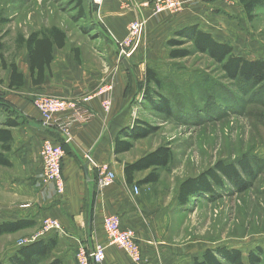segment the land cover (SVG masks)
I'll list each match as a JSON object with an SVG mask.
<instances>
[{"label":"crops","instance_id":"1","mask_svg":"<svg viewBox=\"0 0 264 264\" xmlns=\"http://www.w3.org/2000/svg\"><path fill=\"white\" fill-rule=\"evenodd\" d=\"M147 1L103 0L95 12L102 30L101 37L98 36L100 47L93 48L91 58L85 62L76 60L66 46L54 48L49 69L39 85L32 84L26 51L13 58L23 74V84L17 88H9L10 70L3 69L0 61L1 93L5 104L0 106V118L18 122L11 129L13 142L7 152L17 178L8 176L7 180L25 194V201L8 208V215L3 220L26 218L40 224L46 217L56 219L60 230L38 235L33 240L57 234L53 255L61 256L65 264H75L77 247L92 249L96 242L105 245V256L99 264H136L123 249L107 244L103 217L110 214H118L121 226L135 232L143 255L141 264H192L206 248L219 244L202 238H184L173 228L170 194L159 186L162 172L155 183H136L148 170L135 173L131 182L125 180L124 165L141 156L133 157L130 152L138 141L147 137L136 140L126 152H114L118 133L135 121L130 102L138 95L136 85L144 82L147 65L151 66L156 59L168 54L164 44L170 33L186 24L197 23L218 41H225L215 29L217 21L201 14L208 11L198 9L210 2L218 5L217 0L206 3L185 0L183 9L174 14L154 13ZM126 3L127 7H124ZM141 17L147 21L143 39L132 54L125 57L119 53L117 42L127 35L129 21ZM36 94L65 99L90 95L87 106L93 117L66 132L44 127L32 104ZM104 99L109 100L108 110L102 106ZM66 136L70 139L67 142ZM45 140L61 144L64 150L62 192L56 191L53 182L42 181L40 150ZM102 165H108L115 172V182L108 187H99L96 183L98 168ZM134 186L138 188L137 193ZM224 244L228 246L227 242ZM229 246L236 248L233 244Z\"/></svg>","mask_w":264,"mask_h":264},{"label":"rangeland","instance_id":"2","mask_svg":"<svg viewBox=\"0 0 264 264\" xmlns=\"http://www.w3.org/2000/svg\"><path fill=\"white\" fill-rule=\"evenodd\" d=\"M209 1L216 0H192L195 3ZM217 1L218 5L210 2L198 9L208 11L201 14L217 21L215 29L233 46L235 53L264 59V7L256 9L255 17L248 21L238 0ZM96 11L97 6L92 0H0V30L6 60L25 51L17 45V35L26 36L34 30L57 26L66 32L65 46L75 59L85 62L91 58L93 48L101 45L102 30ZM216 15L225 17L215 18ZM165 50L168 51L166 46ZM151 67L164 80L172 114L153 110L143 96L144 91L138 89L137 97L130 102L135 112L132 117L156 130L138 141L130 154L133 157L142 155L158 145L168 144L173 157L169 165L160 170L159 186L170 194L173 228L184 238H202L216 241L218 245L227 242L228 247L233 244L240 250L245 263L247 251L258 246L262 249L258 264H264L262 92L258 87L249 89L247 94L239 91L216 63L200 53L181 59H169L165 53L152 62ZM1 76L2 72L0 83ZM251 153L261 161L248 189L237 191L227 182L223 188L216 187L213 196L200 194L191 197L184 206L175 205L177 187L183 179L197 175L218 160L236 161ZM16 172L14 165H0V221L8 215V208L25 201V194L7 180L8 176L17 178ZM40 230L41 223L1 235L0 263L6 264L16 248L33 241ZM74 257L76 264V254Z\"/></svg>","mask_w":264,"mask_h":264},{"label":"trees","instance_id":"3","mask_svg":"<svg viewBox=\"0 0 264 264\" xmlns=\"http://www.w3.org/2000/svg\"><path fill=\"white\" fill-rule=\"evenodd\" d=\"M246 19L255 17V10L264 7V0H238ZM82 11V8L80 9ZM82 16V15H79ZM3 33L0 30V61L3 69L10 70L9 88H17L23 84V74L18 70L13 59L6 60L4 56ZM66 32L57 26L48 29L34 30L28 35H17L16 43L24 47L29 59L30 77L33 85L43 82L45 72L52 61L54 48H63L66 44ZM169 59H181L200 53L208 56L239 91L246 94L249 89L258 87L264 96V59L250 58L244 53H235L228 42H221L207 31L202 30L197 23L186 24L174 29L165 41ZM136 89L144 91V98L151 108L159 113L171 115V101L164 80L158 71L147 65L145 80L136 85ZM0 106H5L0 94ZM18 122L12 118H0V165L10 166L7 152L11 149L13 136L11 129ZM143 124V125H142ZM155 127L136 119L132 126L121 130L114 141V152L121 153L130 150L138 139L146 138L155 131ZM173 153L168 144H161L147 151L135 160L124 165V175L127 182L134 179L137 172L148 170L137 184L155 183L160 176V170L165 169L172 160ZM261 158L252 154H244L236 161L218 160L206 170L194 176L183 179L175 195V205L184 206L191 197L207 194L213 196L217 188H223L225 183L231 184L237 191H244L252 185V181L260 167ZM36 224L34 220L19 218L0 221V236L14 233ZM57 234L33 240L20 245L7 258L6 264H65L59 255H53L57 244ZM262 249L254 247L247 254V262L241 258L240 250L226 245L206 248L203 253L193 259L192 264H258L261 262ZM2 264V263H0Z\"/></svg>","mask_w":264,"mask_h":264},{"label":"built area","instance_id":"4","mask_svg":"<svg viewBox=\"0 0 264 264\" xmlns=\"http://www.w3.org/2000/svg\"><path fill=\"white\" fill-rule=\"evenodd\" d=\"M103 0H92L97 7ZM151 5L154 13L168 12L178 13L183 9L182 0H148L146 3ZM124 7H127V3ZM145 18H135L129 21L127 25V35L117 42L119 53L129 57L134 49L139 45L146 26ZM2 86L0 83V94ZM102 92V90H101ZM90 95H81L77 99H65L48 94H36L32 98V104L40 114V123L44 127L66 132L72 126H80L88 122L93 117V112L88 108L87 102ZM102 106L105 110L109 108V100L104 99ZM66 136L65 142L69 141ZM42 159V181H51L55 185L57 192L63 190V179L61 176V160L64 154L61 144L52 143L45 140L40 150ZM90 161V156L88 155ZM115 172L108 165H102L98 168L96 183L99 187H108L115 182ZM135 193L138 188L134 186ZM103 227L106 235L107 244L116 245L123 249L129 258L136 264L143 262V255L135 232L129 228H123L118 214L105 215L103 217ZM60 223L54 218H43L41 221V230L37 233L43 235L49 231L60 230ZM105 256V245L96 242L92 249H86L83 246L77 247L76 264H99Z\"/></svg>","mask_w":264,"mask_h":264},{"label":"water","instance_id":"5","mask_svg":"<svg viewBox=\"0 0 264 264\" xmlns=\"http://www.w3.org/2000/svg\"><path fill=\"white\" fill-rule=\"evenodd\" d=\"M87 166L85 165L84 168H86Z\"/></svg>","mask_w":264,"mask_h":264},{"label":"bare ground","instance_id":"6","mask_svg":"<svg viewBox=\"0 0 264 264\" xmlns=\"http://www.w3.org/2000/svg\"><path fill=\"white\" fill-rule=\"evenodd\" d=\"M3 221V220H2Z\"/></svg>","mask_w":264,"mask_h":264}]
</instances>
